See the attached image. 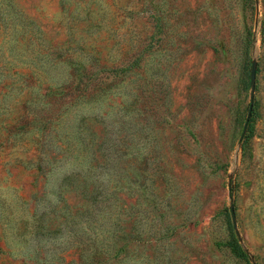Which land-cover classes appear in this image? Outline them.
<instances>
[{"label":"rangeland","instance_id":"obj_1","mask_svg":"<svg viewBox=\"0 0 264 264\" xmlns=\"http://www.w3.org/2000/svg\"><path fill=\"white\" fill-rule=\"evenodd\" d=\"M263 24L264 0H0V264H264Z\"/></svg>","mask_w":264,"mask_h":264},{"label":"trees","instance_id":"obj_2","mask_svg":"<svg viewBox=\"0 0 264 264\" xmlns=\"http://www.w3.org/2000/svg\"><path fill=\"white\" fill-rule=\"evenodd\" d=\"M263 28V35H264V24L262 26ZM249 37L251 38V41L255 39V34L251 33L249 34ZM251 45V44H250ZM249 60L248 63L246 64V67L248 70L245 72V79L247 81L246 85H250V80H251V71H252V64H253V58L251 57V53L249 52ZM256 87L259 88L261 87L264 89V52L259 55L258 60H257V67H256Z\"/></svg>","mask_w":264,"mask_h":264},{"label":"water","instance_id":"obj_3","mask_svg":"<svg viewBox=\"0 0 264 264\" xmlns=\"http://www.w3.org/2000/svg\"><path fill=\"white\" fill-rule=\"evenodd\" d=\"M256 67H257V62L254 60L253 64H252V71H251V82H252V86L253 87L256 86L255 85L256 84ZM252 105H253V100H252ZM252 110H253V106H251V108H250L249 117H250V114H251ZM248 121H249V118H248ZM231 213L234 216L235 211H234L233 208L231 209Z\"/></svg>","mask_w":264,"mask_h":264}]
</instances>
